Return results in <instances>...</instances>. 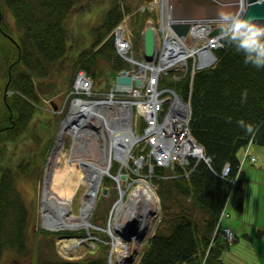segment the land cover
I'll return each instance as SVG.
<instances>
[{
  "label": "trees",
  "instance_id": "1",
  "mask_svg": "<svg viewBox=\"0 0 264 264\" xmlns=\"http://www.w3.org/2000/svg\"><path fill=\"white\" fill-rule=\"evenodd\" d=\"M78 2L0 0V68L4 75L0 108V252L10 244L15 246V242H21V237L27 233L28 212L19 198L16 179L21 175L18 174H27L32 178L43 172V167L34 163L36 152L23 157L17 165L8 157L9 163L2 166V158L10 145L17 149L21 140L33 136L32 125L35 116L43 111L42 94L45 93L39 80L50 76L55 64L72 50L70 39L73 31L67 18ZM125 7L132 9L127 4ZM7 11L17 26H9ZM122 14L121 3L114 0L104 10L101 21L92 26L91 43L88 47L77 49L72 62L75 70L70 85L81 69L97 77L100 60L112 63L113 75L108 74L111 71L109 66L105 77L107 86L112 85L116 71L126 65L115 55L113 37L109 36ZM14 29L18 30L16 36ZM216 53V65L194 75L190 99V128L211 157V163L200 162L187 177L159 181L162 221L147 241L138 264H229L223 259L231 244L223 233L224 227L228 226L223 221L230 215L228 204L241 211L245 203L244 170L241 169L237 176L238 167L242 159L245 158L246 163L251 161V155H255L251 152L253 142L264 146V68L246 65L243 54L224 42ZM173 88L189 94L183 82H178ZM78 95L82 96V93ZM241 121L253 131L247 132L240 126ZM241 149L243 156L240 158ZM245 151L250 153L246 157ZM226 162L231 164V172L226 178L220 177ZM116 165L119 163L116 162ZM162 169V172H167V168ZM234 178H237L235 182ZM112 179L108 176L105 180L111 182ZM229 195L226 215L219 222ZM5 219L11 222L7 226L8 231L2 223ZM218 222L219 230L215 234ZM39 231L42 232V229ZM263 232L264 229L258 228V234ZM56 233L49 232L48 235ZM96 233L104 240L100 247L109 246L105 243L110 238L108 233L103 230ZM237 239L236 236L235 241ZM23 247L27 248V244ZM107 252L103 257L100 255L96 259L85 258L74 262L58 260L55 254L51 259L44 258L40 264H108ZM249 264H264V261Z\"/></svg>",
  "mask_w": 264,
  "mask_h": 264
},
{
  "label": "bare ground",
  "instance_id": "2",
  "mask_svg": "<svg viewBox=\"0 0 264 264\" xmlns=\"http://www.w3.org/2000/svg\"><path fill=\"white\" fill-rule=\"evenodd\" d=\"M163 1L161 18L162 21H165L164 25L166 27L162 25L160 26L162 30H160L156 28L152 20L149 22V24L153 22L154 30L157 33V51L154 53L153 59H146L144 56V49L139 47V45L143 47L145 28L142 27V29L141 27H137L133 30L127 29V31L120 28L122 26H120L119 23L121 21L124 22L126 13L122 14L120 22L116 25L117 27H114L109 33V36L113 37L115 55L120 60L122 58L128 61L129 59H133L135 62H125L126 65L119 69V72L127 70V73L133 76V87L131 89L119 91L116 86H112L113 89L109 92L107 91V93L111 96V93H113V95L115 93L119 95L121 92H124L123 97L118 98V100H127L131 104L129 102L124 104L123 102L107 98H82L91 96L88 95L86 90H91L96 80L85 69L79 70L80 72L75 84L78 88L81 87L85 90L82 96H79L80 98L75 94V90L71 89L69 92V95L74 93L75 96L73 98L71 110L68 116L63 120L59 137L50 155L47 175L43 185L44 224L51 229L62 227H89L91 225L90 216L96 203L97 195L102 187L103 177H105L109 171L116 172L121 168V170L126 173V178L128 177V171L142 173L144 176H147V174H145L147 171L140 168L141 157L139 155L141 152L135 151L134 155V148L146 152L151 149V144L147 140L143 141L141 145L137 144L135 146V144L138 141V137L143 134L145 126H151L153 124L159 125V120H163L161 114L159 115V120L148 123L143 117L147 115V112L156 110H162L161 113L164 114L169 112L167 119H164V123L159 125V127H161L167 135H172L170 133L172 131L178 135L177 138L179 139L185 136L184 134L186 132L184 127L181 126V120L185 117L186 112L187 118L189 116L191 119V113L182 103L181 98H186L190 101L191 92H193L194 89V75L200 70L216 65V61L218 60L216 50L221 47V44L217 45L211 38L202 44L198 41L203 40L206 35H215L214 30L219 29V31H217L219 33L220 28L216 23L217 12L220 9L233 12H235V10L238 11L241 7V0H215L216 8L214 14H205V11L194 10L192 12V18L197 19L195 21L196 25L192 26V24H190L191 32L188 34H178L172 29L171 11L175 9L172 8L171 10V7H175L178 1ZM251 1L253 0H243L245 12ZM255 2H261V0H255ZM122 8L125 9V6ZM183 20L185 19H179L178 21ZM256 21L264 23V19H257ZM15 25L17 26V24ZM118 28H120L122 32L120 37L114 34V31ZM17 33L18 30L14 29L13 34L16 36ZM170 35L172 36L171 38H169ZM138 37H140V39L136 40ZM161 44H165V46ZM134 53H137V55L139 54V58L137 57L135 59L134 56L132 57L129 55ZM149 71L155 75L156 79H148L146 77ZM187 72L190 76L185 74ZM166 75L170 76L173 81L172 79L166 81ZM84 77H88L92 80L91 87H84V83L82 82ZM137 77L141 79L140 85L135 84ZM177 81L183 82V86L188 87V95L173 88L174 85L178 83ZM162 82H167V87H172L171 90H169L170 92L163 89L161 85ZM114 84H116V82ZM144 95L149 98L147 101L142 102ZM161 95L168 97L162 99ZM129 104L133 111L131 123L128 122V116L130 114ZM77 118L80 121V126L72 124V121ZM82 124H84L83 127H81ZM68 131L75 137L76 142L74 143L73 157H77L79 161L78 164L76 162L69 163L68 159L65 160L67 155L62 152L64 144L63 137ZM175 141L177 140L174 139V142ZM154 150L158 151V144H155ZM204 153L209 156L205 148ZM132 154L134 157L137 156L138 158L135 160L136 163H134L138 166V169H135L130 163ZM156 155L159 157L158 160L147 159L148 163H143H145V166H148L149 172H151L150 177L156 180L157 183L152 184L146 178L138 177L135 180L138 181L139 184L129 193L128 199L126 201L124 199V195L128 190L127 187H124L123 193H121V200H117L115 215L107 228L112 243L111 251L109 252V259L112 264L133 263L138 257L141 240L146 238L151 228H154L155 231L158 229L156 222L154 223L153 221V217L157 215L159 223L162 221V215L161 218H159L160 214L158 211L159 181L163 178L170 180L184 176L187 177L183 174L184 167L172 157L164 155L161 152ZM113 156L116 159H113ZM58 161L63 162V165L53 174L55 165ZM116 162L120 163V165H116ZM149 163H151V166ZM225 167L226 164L222 166V168ZM162 168H167L168 171L162 172L164 171ZM241 169H243V165L240 163L237 175H239ZM52 174L53 178H51ZM107 176L112 177L110 174ZM135 176L136 175L132 173V177ZM80 184H85L87 189L82 200L80 212L73 213L71 212V201ZM221 213L219 219L221 218ZM220 222H222V218ZM127 225H136L138 228V233L130 235L128 239L118 231L125 232ZM218 225L219 222L217 226ZM141 233L143 237L140 236ZM130 259L133 261L130 262Z\"/></svg>",
  "mask_w": 264,
  "mask_h": 264
},
{
  "label": "rangeland",
  "instance_id": "3",
  "mask_svg": "<svg viewBox=\"0 0 264 264\" xmlns=\"http://www.w3.org/2000/svg\"><path fill=\"white\" fill-rule=\"evenodd\" d=\"M113 1L114 0H79L76 8L67 18L69 28L71 31H73L71 32L72 36L70 39V41L73 42L72 50H70L66 58L55 64L53 72L50 76L41 78L39 80L41 82V90L43 89L45 93L42 94L43 111L39 112L35 116L34 124L32 125L33 127L31 132L33 136L21 140V142H19V148L17 149H14L13 145H10V149H8L7 153H5L4 157L2 158V166H5L9 163L8 157H11L10 161L13 164L17 165L23 157L27 158L32 152H36L34 163L36 165L40 164L43 167V172L42 175L32 178L28 177L27 174H18L21 176L16 179V186L20 191L19 198L25 205L24 207L28 212V228L27 233L23 237H21V242H15V246H13V244H10L8 247H5L4 249L2 248L0 252V264H40L44 258L51 259L55 256V254L57 256V259L61 261L74 262L85 258H88V260H92L96 259L100 255L103 257V255L107 251L108 264H112V262H109V252L111 251L112 246L111 237L108 235L110 238L105 241V243H108L109 246H107L106 248H104L103 246L100 247L102 241L104 242V240L101 238V235L96 232L101 231L98 229V227L102 226L106 228L109 226V217L113 208V215H115L116 204L120 193L117 182H115L113 179L111 182H106L105 179L108 177V174L103 177L102 187L100 188V192L97 195V200L95 201L96 203L92 209V213L90 216L91 225L89 226V228L91 233L88 232L87 227H62L51 229L50 227L46 226L44 224V201L42 193L44 181L47 175V166L50 160V155L54 150L56 141L59 137L63 120L68 116L71 110L75 94L79 97L78 94L83 93V91L85 90H83L82 88H78L75 84L77 76L81 70L76 73L75 80L73 81L72 85H70V79L75 70V67L72 66V62H74V57L76 56L77 49L81 50L89 46L92 41V26L101 21L104 15V10L107 9ZM117 1L121 3L122 7L127 4L132 8L131 10H127L126 7L125 9L123 8V13H126V19L124 20V22L121 21L119 23L120 26L128 30H133L137 27H143L146 29L148 23L150 22V20H152L157 29L162 30V27H160L162 25L166 27L164 25L165 21H162L161 18V8L162 4L164 3L163 0ZM177 1L178 2L175 7L171 4L173 6L171 7V10L172 8L175 9L174 11H171V22L178 21L179 19H185L180 22H189L190 24H192V26L196 25L195 21L197 19L192 18V16L188 17V15H186L187 13H185L182 8L184 3L179 2V0ZM204 13L206 14L207 12ZM6 15L9 26L14 27L15 22L11 17V13L7 11ZM189 29H191V27ZM216 35L217 34L212 36L206 35L203 40H199L198 42L201 44L205 43L210 38L216 37ZM171 37L172 36L170 35L169 38ZM216 44L220 45L222 44V42L218 41L217 39ZM161 45L165 46V44ZM139 47L143 49L141 45H139ZM129 55H131L132 57L134 56L135 59L137 58V56H139V54L137 55V53ZM121 60L127 63H129V61L130 63L132 61L135 62V60L133 59H129L128 61L122 58ZM98 66L99 75L95 77V85L91 90H86L88 95L91 96L82 98H122L123 96L121 95L114 94V96H110V94L107 93V91L109 92L112 89V86H114V83L112 82V85L108 87V82H106L105 79L106 72L109 66V68H111V71L108 72V74L113 75L112 63L100 60ZM189 70L192 72L190 68ZM119 73V71H116L114 78L115 80L116 76ZM185 74L189 75L188 72ZM146 77L150 78V71L147 72ZM165 78L166 81H169L171 79V77L168 75H166ZM3 84L4 75L2 73V69L0 68V108L2 106ZM166 86H168L167 82L163 84L162 87ZM71 89L75 90V94L71 93V95H69ZM183 104L185 105L187 103L183 101ZM76 121H79V119L77 118L76 120H74L73 124L74 122L76 123ZM42 123L47 124L46 129H44L45 124L42 125ZM75 142L76 141L74 135L69 131L66 132V135H64L63 137L64 144L62 152L63 154L67 155L65 160L68 159L69 163L76 162L78 164L79 161L77 160V157H73ZM250 142L252 141H249L248 143ZM251 152L257 156V160L253 162L248 160L245 164H243V170L245 171L242 180L245 190L244 208L243 210L239 211L232 204H230L228 207V212L230 215L223 221L224 224H230L232 226L231 229L233 228L234 234H236L238 237L237 241L231 243L230 248L227 249L223 254V259L229 264H249L252 262H258L259 260L264 261V232L262 234L257 233L258 228L264 229V146L253 142ZM134 155L132 154L130 163L136 169L138 166H136L134 163H136L135 160H137V156L134 157ZM242 156L243 149H241L239 152V157L241 158ZM113 159L116 158L113 156ZM225 164L226 167L229 166V171H231V164L227 162ZM62 165L63 162L58 161V163L55 165L53 174ZM226 167L221 169V172L219 173L220 177H224L223 173L224 170H226ZM140 168L147 171V173H145L147 174V176H144L142 173L133 172V174L136 175L135 178L143 177L150 181L152 184L157 183L156 180L150 177L151 172H149V168L147 165L145 166V163L141 162ZM53 174L51 178H53ZM236 179L237 178H234V181H236ZM137 184L139 183L135 180V182L130 186V189L127 190L126 194L124 195L125 201L128 199L129 193L135 188V186H137ZM123 187H126V185L123 184ZM105 188L109 190L107 193H104ZM86 189L87 187L85 184L79 185L76 193L72 197L71 212H80ZM158 198V211L160 214L159 218H161L162 206L159 193ZM153 221L154 223L156 222V226H158L159 220L157 215L153 217ZM220 221L221 219H219V222ZM2 223L4 225L5 231H8L7 226L10 225L11 222L8 219H5L2 221ZM14 226L12 223V227ZM39 229H42V232L39 231ZM68 230H71L72 232H66ZM154 231L155 229L151 228L147 233L146 238L144 240H141L142 242L138 251V257L131 264L139 263L144 249L148 245L147 241ZM49 232L58 233H56L54 236H49ZM218 239L221 240L222 238L219 236ZM24 244H27V248L23 247Z\"/></svg>",
  "mask_w": 264,
  "mask_h": 264
},
{
  "label": "built area",
  "instance_id": "4",
  "mask_svg": "<svg viewBox=\"0 0 264 264\" xmlns=\"http://www.w3.org/2000/svg\"><path fill=\"white\" fill-rule=\"evenodd\" d=\"M120 28H123L124 31H127V29L124 27H120ZM120 28L115 30V35H117V37H120L122 35ZM211 40H214L216 42V37L211 38ZM153 78L156 79L155 75L152 72H150V78L148 79H153ZM82 82L84 83V87L86 88L87 87L89 88L92 85V80H90L88 77H84ZM121 94L123 96L124 92H122ZM167 97L168 96L161 95L162 99H166ZM148 98L149 97L144 95L142 102L147 101ZM182 100L187 103L185 105L190 111V102L184 98H181V101ZM151 102H152V99H151ZM161 111L162 110L147 112V115L143 117L148 121V123H152L153 121L159 120V115L162 114L163 120H159V125H161L162 123H164V119H167L169 115L168 114L169 112L164 114V113H161ZM181 121H182L181 123L182 125L181 124L180 125L184 127V130L186 133L184 134L185 136H182V138L180 139L177 138L178 135H176L172 131L170 132L172 135H167V133H165V131L161 127H159V125L153 124L151 126H145L144 132L142 135L138 137V141L136 142V145L137 144L141 145L143 141L147 140L151 144V149L147 150L146 152H143L142 150H140L141 154L139 156L141 157L142 163L143 162L148 163L147 159L158 160L159 157L156 154L161 152L164 155H168L172 157L179 164H181L184 167L183 171H185L184 173L186 175H189L190 173H192L195 170V168L198 166L199 162L201 161H204L208 165H210L211 160H212L211 157L205 155L204 146L200 142H198V140L194 137V135L192 134L190 130V127H189L190 118L189 116L187 118V112L185 113V117H183ZM174 139H176L177 141L174 142ZM179 140H182V141H179ZM155 144H158V151L154 150ZM247 153L248 152H246V154ZM252 159H254V157H252ZM149 165L151 166V163H149ZM226 170L227 171H224L223 173L224 177H228L229 175V172H230L229 166L226 167ZM127 173H128V177L124 181L126 182L125 183L126 187L130 188V186L135 182L136 178L132 177V173H133L132 171H128ZM225 215L226 213H225V208H224L221 213V218H223ZM218 227L219 225L217 226L216 232L219 230ZM223 233L225 234L226 238L233 240L234 232L231 229V227L229 226L224 227Z\"/></svg>",
  "mask_w": 264,
  "mask_h": 264
},
{
  "label": "water",
  "instance_id": "5",
  "mask_svg": "<svg viewBox=\"0 0 264 264\" xmlns=\"http://www.w3.org/2000/svg\"><path fill=\"white\" fill-rule=\"evenodd\" d=\"M179 2L184 3L182 8L185 11V13H187L186 15H188V17L192 16V12L194 10H200V11L204 10L205 12H207V14H214V10L216 8L215 7V0H179ZM245 13L248 16L255 17L256 20L257 19H264V0H261V2H255V0L251 1L249 3V5L247 7V11ZM172 28L178 34H187L190 31V29H189L190 23L189 22L174 21V22H172ZM144 31H145L144 35H143L144 56L146 59L151 60V59H153L154 53L157 51V47H156L157 46V43H156L157 33L154 30L153 22H151ZM217 31H219V29L214 30V33L218 35L219 33ZM133 82H134L133 76L129 75L127 73V70L121 71V73H119L116 76V87H117V89H122V90L131 89L133 87ZM135 84L136 85L141 84V79L139 77L136 78ZM165 89L171 90V88H169V87H165ZM110 99L118 101V102H123L124 104H127L129 102V101L123 100V99H120V100L112 99V98H110ZM129 112H130V114L128 116V118H129L128 122L131 123L132 114H133V111L131 110V105L129 107ZM73 121H72V124H73ZM79 122L80 121H76V123L74 122L73 125H75V126L79 125L80 126ZM83 126H84V124L81 125V127H83ZM108 174H110L111 176H114L115 178H118V175H120V178H123V179L126 178V173H124V172L120 173V171H118V173L115 175L110 171L108 172ZM107 192H108V189L105 188L104 193H107ZM121 198H122V195L119 197L118 200H121ZM126 227L127 228L125 229V232L118 230L119 232L122 233V235L126 239L130 238V235L138 233V228L136 225H127ZM87 229H88V231L90 230L89 227H87ZM106 230H107V228H106ZM140 236L143 237V234L141 233ZM132 261L133 260L130 259V262H132ZM109 262H111L110 259H109Z\"/></svg>",
  "mask_w": 264,
  "mask_h": 264
},
{
  "label": "clouds",
  "instance_id": "6",
  "mask_svg": "<svg viewBox=\"0 0 264 264\" xmlns=\"http://www.w3.org/2000/svg\"><path fill=\"white\" fill-rule=\"evenodd\" d=\"M216 23L220 28L218 41L242 53L246 65L251 64L258 69L264 68V23H259L255 17L246 15L243 0L240 9L236 12L220 9L217 12ZM240 126L247 132L253 131L242 121Z\"/></svg>",
  "mask_w": 264,
  "mask_h": 264
},
{
  "label": "crops",
  "instance_id": "7",
  "mask_svg": "<svg viewBox=\"0 0 264 264\" xmlns=\"http://www.w3.org/2000/svg\"><path fill=\"white\" fill-rule=\"evenodd\" d=\"M244 174H245V171H244ZM230 204H228V207H229ZM237 236V235H236ZM238 238V237H237Z\"/></svg>",
  "mask_w": 264,
  "mask_h": 264
}]
</instances>
